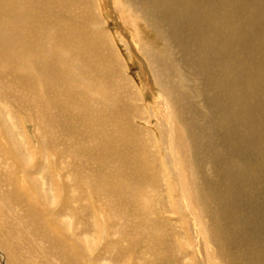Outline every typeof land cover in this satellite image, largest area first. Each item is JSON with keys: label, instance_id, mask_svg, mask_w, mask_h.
<instances>
[{"label": "bare ground", "instance_id": "1", "mask_svg": "<svg viewBox=\"0 0 264 264\" xmlns=\"http://www.w3.org/2000/svg\"><path fill=\"white\" fill-rule=\"evenodd\" d=\"M128 2L129 6L120 8L123 22H126L124 16H134L133 12H137L138 19L154 29L165 40L167 48H171L173 42L183 55V59L178 60L168 49L174 62L159 59L156 51H151L147 45L142 47L137 36L128 34L132 39L128 45L130 48L133 45L135 54L142 53V48L147 49L142 58L152 62L148 67L144 61L154 77L147 72L146 77L151 80L153 88L162 91L156 93L166 104L168 128L167 137H164L170 144L169 156L173 157L176 167L173 181L175 185L178 183V193L192 218L193 237L197 240L196 243L191 231L186 229L188 245L185 249L191 252L189 262L196 264L192 250L195 244L202 264H264V257L258 262L264 254L263 244L256 241L255 233L248 229L252 222L251 212L248 211V215L243 209L252 210L254 207L248 197L256 170L250 163L252 160L240 158V155L234 159L223 152L227 148L230 153L238 151V154L248 146L247 138L250 139L251 133L242 131L239 135L237 129L240 125L235 128L237 120L234 119L241 117L239 124L249 127L248 118L245 120L248 108L240 106L242 102L238 103L239 93L244 89L239 86V91L236 86L237 89L224 91L222 109L219 107L222 104L218 106L220 110L217 109L222 115L219 119L217 117V133L212 117L202 114V125L207 131L204 130L203 134L195 131L191 138L193 147L187 140L192 115L199 116L195 104L190 101L193 95L205 98L208 89H218L220 85V92L222 87H228V82L235 85L231 75L235 77L240 65L246 70L251 62L258 65L259 81L253 85L245 84V88H255L260 79H264V0ZM203 2L207 3L205 8ZM101 8L96 0H0V138L7 146L0 147V152L3 154L9 149L11 155L23 162L16 169V177L0 170V264H108L106 247L111 243L107 244L104 237L107 226L108 234L118 236V242L122 243L117 254L110 258L114 264L180 262L172 256V245L165 242L160 247L152 245L146 231L153 226L152 222L150 218H140L136 210L142 205L133 200L130 191L123 189L121 182L123 191L119 189L120 192L110 181L103 183V177L117 172L119 175L135 174L133 178L138 182L144 177L142 184L153 189L159 187L158 175L153 171L155 156L148 149L150 129L133 122L136 110L140 112L135 102L145 103L143 93L118 65L121 59L113 46L114 34L103 28L106 22L100 19ZM116 37L125 42L124 35ZM242 50H246L242 56L244 59H240L239 51ZM181 70L200 71L198 93L194 94L186 83L177 84L170 80V74ZM203 98L200 100H205L203 105L210 112L208 106L211 107V103H206ZM234 112L240 115L233 118ZM174 114L184 117L182 129L175 123ZM148 119L145 121L150 124ZM259 120V117L253 119L255 126H261ZM28 125L32 127L31 136L24 129ZM201 129V125L198 126V130ZM252 133L254 137L256 132ZM211 136L219 137L221 144L215 146ZM179 143L188 149L177 150ZM182 151L186 153L184 156ZM155 152L159 154L158 150ZM62 157L75 158L72 164H66L73 167L72 175L64 172L66 167L62 165ZM178 157L200 158L198 164L191 163L198 182L190 179ZM202 162H208L210 175L203 172ZM46 164L50 172L48 177L54 182L49 184L47 191L50 192L44 194L41 188L47 180V174L43 176ZM4 165L9 170V165ZM262 166L264 160L261 165L258 159L260 170ZM17 180L24 182L25 186H16ZM91 186L96 187L97 193L91 194L95 202L90 200L86 207L82 202L86 193L92 191ZM113 194L119 197L115 202ZM34 195L38 199H33ZM99 195H104V200L99 199ZM241 197L248 199L241 201ZM211 199L219 202L220 207L215 203L212 206ZM225 199L228 202L240 200L247 206L241 208L237 224L235 219L232 225L227 220L225 214H231L232 209L228 212V206L223 203ZM44 203L46 208L42 205ZM78 205L81 206L76 207ZM130 206L136 210H130ZM173 207L177 216L179 204L173 202ZM95 209L98 212L96 224L89 221L95 232L90 238L84 232V222L88 220L89 211ZM258 210L262 213L264 204ZM75 212L78 215L74 216ZM69 213H72L71 221L65 217ZM20 225L28 226L31 233L30 236L26 234L28 238L15 237ZM142 227L144 230L140 234L137 230ZM120 256L124 258L120 259ZM150 257L153 262L148 261Z\"/></svg>", "mask_w": 264, "mask_h": 264}, {"label": "rangeland", "instance_id": "2", "mask_svg": "<svg viewBox=\"0 0 264 264\" xmlns=\"http://www.w3.org/2000/svg\"><path fill=\"white\" fill-rule=\"evenodd\" d=\"M96 1H97V6L100 7V8L102 7L101 8L102 11L100 13V19L103 22H106L105 26L103 25V28L107 29L109 31V33L114 34L113 37H112L113 46H114L115 51L117 52V54L119 55V57L121 59V62L118 65H121L123 73L130 79V81L133 83V85H135L136 88L139 87V91H142V93H143V98L145 100V103H143V102H135L137 104V106L140 107L139 108L140 112H138V109L136 110V112L134 113L133 122L135 124H137V125H141V126H143L145 128L150 129L148 131L149 137H150V139L148 138V142H149V145H150V147L148 149H151L150 152H153V154L155 156V157H153L154 159L152 157H150V159L151 160L153 159L154 164L156 166L153 171H154V174L158 175L157 182H159V187L157 189H153L150 186L142 184V182L144 181V177H142L140 179V181L138 182L135 178H133L135 174L128 176V175H119L117 172H115L114 174H111L109 177L108 176H105V177L102 176L103 178H105L103 183L105 184V181L108 180L111 183H113L115 185V187H117L119 192L121 190L123 191V189H126V190L130 191L129 194H132L131 196H132L133 200H135L137 203L142 205L141 207L137 208V210L134 208V206H132V207L130 206V210H132V211L136 210L142 220H144L146 218L147 219L150 218L149 220H151L153 226L151 228L147 229L146 231L148 232V235L150 234L149 236H150V240H152L151 241L152 245L160 247V246H163L162 245L163 242H165L167 244H170L173 247L172 256L175 257L176 260L180 259V262H178L177 264H192V263L189 262V259L191 258V252L187 251L185 249V246L188 245L186 229L191 231V236L193 237V228H192L193 227V221H191L192 218L190 217V215L188 213V210L185 207L184 203L181 202L180 193H178L179 192L178 183L175 185L174 181H173V177H174L173 174H175V172H176V167L174 165L173 157L169 156L170 144H169L168 141H166L167 139L165 138V137H167L166 134H167V128H168V125H167L168 121H166L167 120L166 119V117H167L166 104L162 100H161L162 101L161 102L158 99V97L160 95L156 93L157 91L162 93V91L157 89V88L156 89L153 88V85L151 84V80L149 79V77H146L147 73L154 77V75L152 74L153 72L150 71L149 68H147L145 66V63H144V61H147V66L149 65L148 67H151L152 66V62L150 60H148V59L145 60L144 57L142 58V56H145V51L147 49L146 48H142V53L137 54V52H136V54H135L133 45H132L131 48L128 45V43H130V44L132 43L131 42L132 39L130 38L129 35L134 34L135 36H137V38H138L140 44L142 45V47H143V45L144 46L147 45L150 49H152L151 51H154V52L156 51L158 53L159 59H161V58L165 59L166 58L167 62H170L168 60H171L170 59L171 54H170V51H168V49H170L172 51V54L174 53L175 58L178 59V60H182L183 59V55H182L181 51L179 50L178 46L175 45V43H173V42L170 43L171 44L170 45L171 48H167L165 40L161 36H159L154 29H152L150 26L145 24L144 23L145 21L143 22V21L138 19L139 15L137 14V12H135V13L133 12L134 16L133 15L132 16H127V18L124 16L123 19H125L126 22H123L124 20L122 21V18H120V16L122 15L120 13L121 12L120 8H122L124 6H127V5L129 6L128 0H120V1L119 0H96ZM127 2H128V4H127ZM203 5H204V8H205L207 6V3L203 2ZM118 10H120V11H118ZM222 10H225V9H222ZM129 17L130 18L132 17V19L133 18L134 19L131 20ZM128 19H130V20H128ZM132 21H136V22H132ZM131 22L135 23V24H132ZM125 23H127V24H125ZM121 25H123V26H121ZM122 28H125V29H122ZM120 34L124 35L125 42H127V43L123 42L122 40H120V38L116 37V36H119ZM167 51L169 53H167ZM244 51L246 53V50L239 51V53H241L240 54L241 55L240 59H244L243 58L244 57L243 56L244 55ZM147 54H149V53H147ZM172 62H174V61H172ZM251 64H250V66H249V64H246L247 66H249L250 69H251V67H253L251 70L249 68H246V70H245L240 65L239 70L236 73H234L235 77H233L231 75V78L233 80H235V85L233 83H229L228 82L227 83L228 87L226 89L224 87H222L220 89V92H219L220 85H218V87H217L218 89H213V90H210V91L208 89L206 91V93H207L206 97L205 98L202 97V98L206 99V103H209V102L211 103V107H210V105L208 106L209 107L208 109L210 110L211 113L209 111H206V108L203 105L205 100H204V102H201L202 101V100H200V99H202L201 97H198L197 95H193L192 98H190V101L195 104V109L198 111L199 116L197 117L193 113V115H192L193 119L191 120V121H193V123H191V130H190L189 134L187 135L188 136L187 140H188L189 144L192 145V147H193L194 144H193V142L191 144V141H192L191 138L194 136L195 131H197L200 134L201 133L203 134L204 130H206V126L202 125L203 124L202 121H204L203 117H202V114H208L209 117H212V119H213L212 122H213V124H215L214 125L215 133H217L218 132L217 129H219L217 127V125H216L217 122H218L217 117L219 119V117L221 118V116H222L221 113L219 112V110H220L219 107L221 108L223 106L222 97L224 96V93H225L224 91L228 92L229 90L237 89V87L239 89V86H240V88L242 87L244 89L243 91H241V93H239L240 98H238V103L242 102V104L244 106L241 103H240V106L248 108V112H247V109H246V113L247 114H246L245 120H247V118H248V120L246 122H247V124L250 123L249 127L242 126L243 123L239 124L241 117L240 118H238V117L234 118V116L240 115L239 112L238 113L234 112L232 117L235 119V121L237 120L236 124H235V128H238V125H240L239 126L240 129H237L239 135L242 133V131H245V133L248 132V134L251 133L250 134V139L247 138L248 146L245 148L244 151L239 152L238 154H236L238 152L237 150H236L237 152L230 153L227 150V148H225V150H223V152L227 156H233V158L234 157L236 158L237 155H240L241 156L240 158H245V159L248 158V161L252 160L250 163L253 164L254 170H256L255 172L253 170V172H254V178L256 177L257 179L253 178V187L254 188L253 187L251 188L248 198L251 199V201L254 204V207L252 208V210H248L246 208H243V209L245 210L244 212H247L248 215H249L248 211L251 212V215H249V216L251 217L252 222L254 221L253 223L251 222L249 224V226H248V229L249 230L251 229L252 234L255 233L254 236L256 235L255 238H254L253 235H252V237L256 241L262 243L263 247H264V243H263L264 242V230H261V229H264V228H262V227H264L263 226L264 225V221H262V219L264 218V214H262V213H264V211H262V213H260L259 210H258L259 207L263 206V204H264V185H263L264 167L262 166L261 170H260V167H258V159L260 160L261 165H262V159L264 160V123L262 122V121H264V108H263L264 107V92H263L264 91V83H263L264 79L263 78L260 79V83H259L258 86L255 84L256 82L259 81V79L257 78V74H256V70H257V66L258 65H257V63L255 64V62H251ZM206 65H207V63H206ZM231 66H232V64H231ZM227 67L229 68L230 65H227ZM125 68H126V70H125ZM196 71L198 72V74H197V72L194 73L191 70H189V71H183V70L176 71L175 73L170 74L169 77H170L171 81H175V82H177V84L179 82L180 84L181 83H186L187 85L191 86L192 87L191 90L195 94V92L198 93L197 91H198V89L200 88V85H201L200 81H199V78L201 76L200 75V71H198V70H196ZM253 71H254V73H253ZM248 73H249V75H248ZM231 74H232V71H231ZM186 77H188V78H186ZM156 80H157V78H156ZM236 80H237V82H236ZM238 81H240V82H238ZM253 82H255L254 83L256 85L255 88H252V89H249V90L245 88V84L253 85ZM239 83H240V85H239ZM147 86H149V87H147ZM256 87H258L257 90H256ZM240 90L241 89H239V91ZM255 91H257V92H255ZM211 92L213 93V95H212ZM235 92H237V91H235ZM209 94L211 96H209ZM214 95H216L215 97L218 98L219 100L216 99L215 97H213ZM7 98L8 97L4 98L5 101H8V100H6ZM245 98H246V100H244ZM220 104H222V105H220ZM143 106H146V108H144ZM255 108L257 110H255ZM217 109H219V110L217 111ZM237 109H239V107H237ZM224 110H226L225 107H224ZM222 113H223V111H222ZM253 113H254V115H253ZM234 114H236V115H234ZM256 116L259 117L260 120L258 122L260 123L261 126H255V121H253V119H257ZM146 118L147 119L149 118L148 121H150V124L146 123V121H147ZM183 118L184 117H178L177 115L174 114V121H175V123L177 124V126L180 129H182V126H183V122H184ZM249 118H250V121H249ZM200 125H201V128H202L201 129L202 131L198 130V126H200ZM235 128H234V131H235ZM24 129L27 130L28 136H31L32 127L30 125H28ZM253 131L256 132V134H257V135L254 134L255 135V136L253 135L254 137H252V134H253L252 132ZM154 132H156V134H154ZM190 133H191V135H190ZM210 139H212V141L214 140L212 143L215 146H219L221 144V141H220L219 137L216 138L214 136L213 137L211 136ZM208 142H207V144L210 145L211 142L210 141H208ZM177 146H176L177 150L188 149V147L185 148V147L181 146L180 143ZM0 147L2 149L7 147L5 145V142H3V140L1 138H0ZM1 148H0V150H2ZM155 150H158L159 154L157 152H155ZM8 152H5L3 154L0 152V170L2 171V173L6 170V173L8 172V174H10L11 176L16 177V169L23 162H20V160H19L20 158L19 157L15 158L14 155H11L10 154L11 152L9 151V149H8ZM4 154H5V156H4ZM185 154L186 153L184 151H182V156H184ZM187 155H188V153H187ZM7 157L9 158V160H8ZM67 158L68 157H62L61 158V160L64 162V164H62V165L66 167V168H63V169H64V172L66 170V172H68L67 174L72 175L73 167L72 166H67L66 164L67 163L72 164L73 160H75V158H73V157H69L68 159ZM178 158L180 159L181 163H183L182 165H184V169L186 171V174H188L191 177L190 179H192L193 182H198V177L192 171V166L195 165V164H198L200 162V158L199 157H186V158L185 157H178ZM76 159L83 160L81 157H76ZM256 161H257V163H256ZM5 163H7L9 165V167H8L9 170H7L5 168V165H4ZM191 163L193 165H191ZM57 165L59 166V163H57ZM45 166H48V165L46 164L43 167L44 169L46 168L45 170L43 169V176L45 177L46 174H47V176L45 177L47 180H46V184L43 186V188H41V190H42V192L44 194H47V192H50V191H47V190L50 189V188H48L50 186L49 184L54 182V181H52L54 179L52 177H51L52 179H50V177H48V174H50L49 166L48 167H45ZM202 170H203V172L206 175H210L209 174L210 170H209L208 162H205V163L202 162ZM56 171H57V169H55V172ZM257 171H258V173H257ZM260 172H262V174ZM19 175H20V170H19ZM83 175L87 176V174H83ZM120 176H121V179L123 181L120 179ZM259 178H261V179H259ZM133 179L135 180V182L140 183V184L136 185L135 182H131V181H134ZM256 180H258V182H260L261 184L258 185L259 183ZM120 182L125 187L124 186L122 187L120 185L121 184ZM86 184L87 185L89 184V180L87 181ZM16 186H23L24 187L25 183L24 182H20V181L17 180ZM32 186H33V184H32ZM131 186H133V187H131ZM120 187H122L123 189H121ZM255 188H257V189L255 190ZM90 189L92 191L91 192L88 191L86 193L85 198L83 199L85 203L82 202V205H85L86 207H88L90 205V204H88V202L90 200L95 202L94 196L91 195V194L92 193H97L96 187H92L91 186ZM119 189H121V190H119ZM31 190H32V188H31ZM32 192L34 193L33 190H32ZM117 195L120 196L119 194H117ZM34 197L36 199H38L37 198L38 196L34 195L33 199H34ZM104 198H105L104 195H99V199L104 200ZM112 198H113V201L115 202V201H117L116 198H119V197H116V194H113ZM248 198L247 197H245V198L241 197V201H245L246 202V200ZM211 200H212L211 201V205L212 206H214V203H215V205L220 207V203L219 202L213 201L215 199H211ZM41 201L43 202V200L40 198V202ZM224 201H223L224 206H225V204H226V206H228V207H226V208H228L227 209L228 212L231 211V209H232V213L231 214H225L226 217H227L228 222L230 223V225H232V223L235 222V220H236V224H237L238 219H239V215H241L239 213L241 211V208L244 207V206L245 207H247V206L245 204H243L240 200L236 201V202H230V201L228 202V200L225 199ZM173 202L179 204V210H178V215L177 216L173 213L174 212L173 211L174 210ZM227 203H229V204L227 205ZM248 203H249V200H248ZM237 204H238V208H237ZM258 204H259V206H258ZM42 205H43L44 208L47 207V205L45 203L42 204ZM79 206H81V205H78L76 207H79ZM221 206L224 207L222 204H221ZM104 209L106 211V208H104ZM141 211H144V212H141ZM97 213L98 212L96 211V209H95V211L94 210L89 211V213L86 215L88 217L87 218L88 220L86 222H84L86 224V229H85L84 232H85V234L90 236V238L93 237L94 232H95V228L94 227L91 228V226H90L91 224H89V221L92 222L93 224L94 223L96 224V215H97ZM82 214H84V213L82 212ZM75 215H78V212H75L74 216ZM71 216H72V213H69L68 216L66 215L65 216L66 220L67 221H71L72 220ZM231 216H232V218H230ZM135 217L137 219L139 218L138 216H135ZM233 219H235V220H233ZM116 220H117V218H116ZM260 222H261V224H260ZM97 223H98V221H97ZM258 224H260L261 226L258 225ZM170 225H171V227H170ZM20 226L21 227H18L16 229L15 237L17 236L16 238L18 239V238H22V237H27V235L30 236L31 233H30V230H29L28 226L27 225H20ZM89 226H90V228H89ZM134 228L137 229L138 226L137 227L135 226ZM23 229L25 231V234H24ZM26 229H28V230H26ZM181 229H182V231H181ZM143 230L144 229L142 227V228L138 229L137 232L139 231V233L142 234ZM257 230H258V232H257ZM108 232H109V226H107V232L104 235L105 240L108 241L107 244L111 243L109 246L106 247V255H107V260L106 261L108 262V264H114L113 260H111L110 258H112L115 254H117L118 250L120 249L119 247L122 246V243L118 242V240H119L118 236L108 234ZM258 233H259V235H258ZM152 235H154V236L152 237ZM260 235H261V237L262 236L263 237L260 238ZM172 238H173V241H172ZM194 239H195V237H193V240ZM258 239L259 240L262 239L263 242H261L262 240L259 241ZM150 240H148L147 242H149ZM194 241L197 243V240H194ZM117 243L119 244V246H118ZM184 243H186V244H184ZM199 243L201 245L200 239H199ZM197 249H198V247L195 244L192 245V250H194V252H195V262H196V264H202L201 260L199 261L200 257L198 255V253H196V251L198 252ZM148 254H150V253L148 252ZM148 254H147V258H149ZM263 255L264 254H262L258 258V262L261 260L262 257H264ZM122 258H124V257L120 256V259H122ZM148 261L153 262L154 260L150 257V259ZM163 262H166V260H163ZM118 264H121V263L118 262Z\"/></svg>", "mask_w": 264, "mask_h": 264}]
</instances>
